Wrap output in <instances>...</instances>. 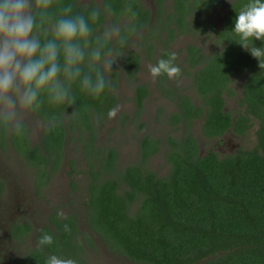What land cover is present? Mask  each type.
<instances>
[{
	"label": "trees",
	"instance_id": "16d2710c",
	"mask_svg": "<svg viewBox=\"0 0 264 264\" xmlns=\"http://www.w3.org/2000/svg\"><path fill=\"white\" fill-rule=\"evenodd\" d=\"M61 3L72 4L74 13L86 17L93 9L100 10L99 20L89 21L93 39L103 35L104 23L110 19L136 22L146 17L140 0ZM129 3L134 16L125 10ZM238 39L234 33L233 44L216 52L197 73L195 86L207 106L202 135L214 138L227 130L242 135L255 119L252 146L240 145L222 154L209 148L201 154L196 137L187 131L181 138L168 136L165 157L169 169L165 174L158 175L149 167V155L158 147L146 136L140 142L138 161L120 166L117 149L109 146L101 152L98 164L88 162V222L108 250L126 256L132 264H193L205 257L199 264H264V69L235 42ZM249 43L264 47L261 40ZM110 46L111 40L102 55ZM98 69L106 79L99 97L84 91L77 81L71 86L73 104L52 105L45 100L33 111L44 122L39 143L31 145L24 124L20 133L0 125L2 145L9 134L17 151L38 167L47 161L43 150L57 153L59 159L66 136L72 138L78 132L92 142L116 100L101 64ZM242 71L248 73L241 94L235 95L230 83ZM225 94L236 96L241 109L235 113L224 110ZM187 100L182 107L189 121L194 106ZM202 111L200 108L198 113ZM39 174L44 177L45 170L39 169ZM42 183L45 180L36 184ZM44 234L51 235L53 243L30 248L17 264H47L52 255L88 264L80 242L64 233L53 235L49 229L47 233L39 230L36 242ZM89 243L93 245L92 239Z\"/></svg>",
	"mask_w": 264,
	"mask_h": 264
},
{
	"label": "flooded vegetation",
	"instance_id": "af4514ba",
	"mask_svg": "<svg viewBox=\"0 0 264 264\" xmlns=\"http://www.w3.org/2000/svg\"><path fill=\"white\" fill-rule=\"evenodd\" d=\"M78 1L87 3L92 1L96 5H100L102 2V0ZM140 1L145 8L144 13L146 17L139 21L137 18L135 20L136 22H131L132 18H119V20L124 19V21L122 24H119L118 27H115L119 29V33L111 40V46L105 53V56H112L114 62L111 69L104 68L101 64L103 67V73L109 80L111 91L116 97L112 109L115 108L118 103L116 88L119 79H125L130 83L131 87V91L129 92L131 109L124 112H117L115 121L120 126L121 124L128 125L129 123H135L140 128L145 127L148 120L143 118L144 114L142 109L147 99L155 97L159 102L156 111L157 120L161 121V123L165 122L176 131H173V133L171 132L170 134L168 133L162 138L161 136L154 135L143 128L145 133L139 140V145L137 147V156L139 157L137 159L140 158V142L144 136L156 141L158 147L156 151L149 155L150 157L158 150H163L165 153V144L168 143L169 135L181 138L187 131L196 137L200 152H202V142L205 141L204 138L206 140H214L216 146L212 148H215L220 154L230 152L217 147L220 145L218 142L225 138L230 130H227L220 136L214 138H208L202 135L201 125L206 114L207 106L199 95L195 83L198 75L197 73L202 68L204 69L206 63L215 56L216 52L226 49L230 44H233L232 39L234 38V33L232 30L234 29V21L238 16L239 11L244 9V6L249 4L251 0H231V2L230 0ZM119 20L114 22L110 19L105 22L104 25L108 28L107 23L116 24ZM172 53H175L176 55V58L173 61L174 66L180 68V74L177 77L169 79L166 74H162L155 80L150 77L147 80L138 79V71L145 65V62L156 64L159 59H169ZM247 73L248 71H242L234 76L230 86L233 87L232 82L236 77L242 76V88V82ZM241 88H237V91H240ZM236 93L235 90V94ZM187 98L194 106V111L192 112L189 121L188 114L182 107V103L188 101ZM167 105L168 107H166ZM163 108H169V110H163ZM200 108L203 111L198 113ZM223 109L227 110L225 103ZM31 113L36 115L34 112ZM108 117L109 115L107 114L103 122ZM23 124L26 128L27 139L31 145H34L36 142L39 143L43 128L39 132L37 141H33L30 136L31 128L29 122L24 119ZM100 124L101 123H99V125ZM197 124L199 126V131L196 129ZM82 137L83 138H81L77 132L72 142L75 143V148L80 149L81 155L79 158L85 166V168L82 169L85 175L81 182L75 175L70 176L73 172L70 171L72 168L70 165L69 170H65V175L62 177V179H64V177L66 178L63 180L65 186L68 185L72 187L71 191L77 190L76 187L83 188L84 186L79 206L77 207L76 204L72 203V208L69 209V211H66L63 210L59 204L46 205L43 214L41 215L42 219L39 222L34 221L27 215L20 214L19 210L6 217L4 231H0L1 235L7 234L8 237L11 240H15V242L27 243L26 239L30 238L31 244L25 248L21 255L15 256L10 252L1 254L0 264H17V261L20 260L30 248L37 245L36 233L39 230H41L42 233H47L48 229L52 231L53 235L64 233L66 236L73 238L74 241L80 242L85 247V252L84 254L82 253V255L88 264H93L86 257L87 249L91 246L89 239H92L93 245L95 242L101 241V244L108 252L114 253L108 250L104 245L98 232L90 226L86 215L87 186L91 179L88 162L90 161L98 164L99 158L102 155L101 152L107 147L102 148V145L99 144L96 132L92 142H90L84 135ZM4 139L5 144L13 147L30 166L36 190L42 189L46 186L53 175L61 170L64 163H66L64 147L68 136H66L63 143V150L59 159H56L54 155L57 153L43 150L42 154L47 157V161L39 163L38 167L39 169L45 170L44 177H38V167L36 165L34 166L24 153L17 151L9 134H7ZM0 144L2 145V139L0 140ZM110 147L114 146L110 145ZM43 167L45 168L43 169ZM156 173L161 175L158 171H156ZM40 180H45V183L38 186L36 183ZM0 186H2L1 180ZM70 194L72 196L71 192ZM64 200H69V202H71L68 197ZM61 213H63V215H61ZM65 225L69 226L70 232L64 230ZM9 244L10 246H13V244L8 243V245ZM1 247L5 248L6 245H0V248Z\"/></svg>",
	"mask_w": 264,
	"mask_h": 264
},
{
	"label": "clouds",
	"instance_id": "9594fccd",
	"mask_svg": "<svg viewBox=\"0 0 264 264\" xmlns=\"http://www.w3.org/2000/svg\"><path fill=\"white\" fill-rule=\"evenodd\" d=\"M125 10L135 15L130 3ZM99 18V9L86 17L74 13L73 5L61 0H0V125L20 133L24 117L38 110L45 100L52 105L73 104L71 86L77 81L94 97L103 93L106 79L98 65L111 69L112 61L102 52L119 29L106 28L102 36L93 39L89 21L95 23ZM232 31L239 37L235 42L264 69V47L249 43L264 41V0H251L239 11ZM175 58L172 53L167 60L147 64L146 75L153 80L162 74L174 79L180 74V68L173 64ZM117 112L110 109L109 118H115ZM64 230L70 232L69 226ZM52 243L53 237L44 234L37 246ZM47 264L76 262L52 255Z\"/></svg>",
	"mask_w": 264,
	"mask_h": 264
},
{
	"label": "rangeland",
	"instance_id": "374dc122",
	"mask_svg": "<svg viewBox=\"0 0 264 264\" xmlns=\"http://www.w3.org/2000/svg\"><path fill=\"white\" fill-rule=\"evenodd\" d=\"M88 1V0H84ZM124 19H120L116 24L107 23L108 28L118 27L122 24ZM108 59L114 62L112 56H106ZM149 63L145 62V65L138 71V79H149L146 75V65ZM242 76L236 77L232 86L236 90V94H241V90L237 91V88H241ZM130 83L123 78H120L116 88V93L118 96V103L116 109L118 112L126 111L131 109L130 101ZM235 94V95H236ZM225 104L227 110L235 113L241 106L237 102L236 96H230L225 94ZM166 105V103H165ZM159 106V102L155 97H150L147 99L142 112L143 118L148 120L145 127H138L135 123H129L128 125H118L115 118H107L102 122L96 130V137L102 148L114 146L118 152V160L120 166L137 161V147L139 145V140L145 133L143 128L154 135L161 136L162 138L168 133H173L172 127L168 126L165 122L157 120L156 111ZM168 107V105L166 106ZM163 110H169V108H163ZM24 119H26L30 124V136L33 141H37L39 132L43 128V121L34 115L33 113H28ZM163 121V120H162ZM257 127V121L254 119L252 126L248 129L245 134L238 135L231 131L227 133L225 138L221 139L218 143V148H222L225 151H232L240 145L252 146L255 143V129ZM197 131H199V126L197 124ZM76 135V134H75ZM74 137L68 139L65 143V157L66 163H64L61 170H59L50 181L42 189H37L33 182L32 170L30 166L24 161V159L16 152V150L6 144L0 146V180L2 181V186H0V231H4V222L6 217L11 214L16 213L19 210L20 214L29 216L36 222L42 219V214L46 205L59 204V206L66 211L72 208V203L76 204L78 207L80 200L83 195V188L76 187L77 190L71 191L72 187L63 183L62 177L65 175V170H69V166L73 171L71 175H75L77 179L81 182L83 176L85 175L82 171L85 166L80 161L79 156L81 155L80 149L75 148L73 143ZM202 142V152L205 153L209 148L215 147L216 142L214 140H206ZM166 145V144H165ZM76 146V145H75ZM69 161V164H68ZM68 164V165H67ZM148 165L152 169H155L160 174H165L168 172L169 165L166 161L165 153L163 150H158L148 158ZM72 193V196L70 194ZM66 197L69 200H64ZM78 199V200H75ZM47 201V202H45ZM76 209V207H75ZM26 242H15L11 240L7 234L1 235L0 233V245H6L5 248H0V255L3 253L10 252L12 255H21L25 248L31 244L30 238L26 239ZM8 243L13 244V246L8 245ZM86 257L93 264H132L133 262L124 255L115 254L108 252L101 241L95 242L94 245L88 247L86 252Z\"/></svg>",
	"mask_w": 264,
	"mask_h": 264
},
{
	"label": "water",
	"instance_id": "95a60500",
	"mask_svg": "<svg viewBox=\"0 0 264 264\" xmlns=\"http://www.w3.org/2000/svg\"><path fill=\"white\" fill-rule=\"evenodd\" d=\"M205 259H207V257L202 258L201 260H199V261H197L196 263H193V264H199V263H201L202 261H204Z\"/></svg>",
	"mask_w": 264,
	"mask_h": 264
}]
</instances>
